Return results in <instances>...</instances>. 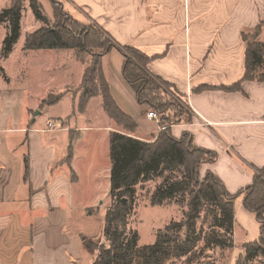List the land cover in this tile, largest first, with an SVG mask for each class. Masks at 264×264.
Returning a JSON list of instances; mask_svg holds the SVG:
<instances>
[{
    "label": "crops",
    "instance_id": "obj_1",
    "mask_svg": "<svg viewBox=\"0 0 264 264\" xmlns=\"http://www.w3.org/2000/svg\"><path fill=\"white\" fill-rule=\"evenodd\" d=\"M59 1L75 20L88 18L119 47L130 46L150 58L146 71L170 84L190 112V121L170 126L171 135L180 138L187 132L195 147L217 154L202 169L209 170L227 193L252 183L255 170L264 166V81L243 80L237 91L222 88L244 75L242 31L261 24L264 41V0ZM9 2L0 0V12ZM0 25L3 40L6 24ZM21 39L22 35L6 56L0 55L1 61L30 52L23 48L24 39L18 43ZM101 59L115 104L137 123L132 136L152 139L161 129L159 120L150 119L152 110L137 103L140 82L130 83L121 75L123 54L112 48ZM60 67L64 79L60 85L56 80L49 95L61 94L73 79L81 83L83 72L75 80L64 62ZM0 81V264H88L90 257L96 261L89 250L91 242L77 225L99 211L83 204V183L95 186V160L91 151L81 154L79 150L86 138L99 134L109 148V132L116 129L101 107V98L95 96L100 100L94 110L88 107L93 98L81 110L78 94L70 102L71 113L65 114L74 124L56 123L60 127L55 129L49 124H55L51 116L44 122L40 119L44 110L39 116L34 113L37 97L30 93L28 82L12 85L6 76H0ZM63 99L47 107L56 106L63 113ZM96 118L105 124L95 127ZM234 208L233 238L238 231L241 245L258 240L255 214L240 200Z\"/></svg>",
    "mask_w": 264,
    "mask_h": 264
},
{
    "label": "trees",
    "instance_id": "obj_2",
    "mask_svg": "<svg viewBox=\"0 0 264 264\" xmlns=\"http://www.w3.org/2000/svg\"><path fill=\"white\" fill-rule=\"evenodd\" d=\"M24 1L10 0L0 12V23L6 24L1 57L11 51L20 37ZM27 1L35 18L44 25L25 36L23 48L88 52L91 63L81 77L77 107L84 110L91 98L99 96L108 119L118 127L108 136L111 200L104 211L103 222V239L107 245L98 246L95 264H215L209 252L230 251L234 247L233 218L238 200L243 208L255 214L260 225L259 239L242 245L243 261L256 259L259 264H264V166L255 170L251 184L234 194L227 193L209 170L201 175L202 166L213 163L217 154L195 147L191 134L187 132L180 138L171 135L170 126L190 121V112L184 107V101L179 105L174 99L167 100L164 90L167 84L146 71L150 58L130 46L119 47L95 23L84 25L58 8H54L53 14L57 22L48 25L49 19L42 13L38 0ZM261 34V24L253 30L242 31L246 43L244 75L238 82L222 89L241 90L243 80L264 81V41ZM112 48L120 50L124 56L121 75L125 80L140 82L137 103L155 110L158 115L161 129L148 141L132 136L137 123L115 104L103 76L100 57ZM62 97V94L49 95L47 102L42 101L40 105L49 106ZM168 110L173 111V119L168 120L164 116ZM150 182H155L147 194L150 205L173 202L182 212L179 220L172 219L157 231L152 244L138 247L137 234L133 232L128 236L131 230L128 222L136 205L138 186Z\"/></svg>",
    "mask_w": 264,
    "mask_h": 264
},
{
    "label": "rangeland",
    "instance_id": "obj_3",
    "mask_svg": "<svg viewBox=\"0 0 264 264\" xmlns=\"http://www.w3.org/2000/svg\"><path fill=\"white\" fill-rule=\"evenodd\" d=\"M39 4H41V10L42 13L49 19L48 25H52L57 22V19L53 17L54 14V8H58L59 10H64L63 3H61L59 0H38ZM8 5V4H7ZM24 7L22 10V16H21V34L22 39L18 41V43H21L22 40L25 37V32H32L34 28H39L44 25V22L40 21L39 19H36L30 4H28V1L25 0L23 2ZM7 7V6H6ZM66 12V11H65ZM69 15V13H68ZM70 16V15H69ZM84 17V16H83ZM85 20H83L81 23L84 25H87L91 23L88 18L84 17ZM64 20V19H63ZM61 20V22H63ZM68 23V22H67ZM2 24H4L2 22ZM1 27V25H0ZM3 37V28H0V53H1V40ZM47 51H54L49 52ZM47 52V53H46ZM54 53V54H53ZM56 53V54H55ZM57 57H56V56ZM47 56L50 58H47ZM56 59H55V58ZM103 56L100 57V60H102ZM58 58V59H57ZM91 55L88 52H80L75 53L71 49H47V50H37L32 49L29 53L25 54V56H21L18 53L11 54L10 57L0 62L1 66L3 67V70L0 69V76L3 78L4 76L8 77L9 80H11V84L15 85L16 83L21 82L22 80H25L29 83V87L31 88L30 93L33 94V97H37V109L34 111L35 114L38 116L40 114L39 111L44 110V114L41 116V120L44 122L47 117H50V120H52L54 124V128L57 127H63L64 125H68L71 123L73 125L74 123L69 121L70 115H65L71 113L72 109H70V102L72 99H74L78 94H80L77 90L79 87V83L77 84L71 80L72 78L67 77L68 81H72L69 86L63 87L62 97L63 103L62 108L63 113L58 109L59 112H57L56 106L53 107H47V105H40L42 101L47 102L49 99V88H56V80H58L59 85L63 81V75L61 74V65L62 62L65 63V70L68 71L73 77H75V80H77L76 77H78V74H82L83 70L90 65ZM60 65V66H59ZM60 73V74H59ZM2 81H0V86L2 85ZM51 84V86H50ZM53 85V86H52ZM164 90H166L167 93V100L174 99V101L179 104L183 105V100L181 96L178 95V93L172 88L170 84H167L164 87ZM48 93V95L46 94ZM57 93H51L50 95L56 96L61 95ZM99 97V96H98ZM93 97V100H91L88 107L91 109H95V105L99 103V98ZM89 102V101H88ZM33 103V102H31ZM183 103V104H182ZM86 106V105H85ZM185 108H188L186 105H184ZM86 108V107H85ZM46 111H50L49 115H45ZM155 111V110H153ZM34 114V115H35ZM33 115V114H32ZM65 115V116H64ZM173 111L168 110L165 112L164 116L169 119H173ZM158 117V115H157ZM161 117V116H160ZM58 118H60L58 120ZM158 119V118H157ZM69 121V123H68ZM92 125L95 124V127L102 126L105 123L102 122V119H95V121H92ZM58 123L59 125H56ZM82 124H88L87 122H81ZM49 124H52L49 122ZM55 125L57 127H55ZM97 125V126H96ZM115 129L118 127L114 124ZM65 137H67V133H65ZM92 138V139H91ZM86 138V141L84 144L80 145L79 152L81 154H89L91 151V155L93 157L94 163L93 167L95 169L94 173V179L92 180L95 182V186L88 187V185L84 182V195H83V204L86 207L93 208V211L99 208V211L96 215H93L92 217H89L87 219H84L82 221L77 222V225L83 228V231L86 235V241L91 242V246L89 250H92L97 255L98 246L101 244L107 245V243L103 239V222H104V215H105V208L106 204L110 203V197H109V177H110V162H109V152L107 145L104 143V137H102L101 134L93 136V137ZM97 141V142H96ZM92 148V149H90ZM204 174V170L201 168V175ZM157 180H155L156 182ZM155 182L145 183L143 185L140 184L138 186V189L136 191V205L134 208V212L131 215L128 226L131 229L128 233V236H131L134 233L137 234V245L138 247H142V245H149L152 244L155 240L156 233L159 229H163L165 225L173 220H179L181 217L182 209L180 207L171 202L167 204L162 205H156L152 206L148 202V193L152 190L153 186L155 185ZM83 187H78L77 191H83ZM98 196L99 199L96 201V197ZM110 205V204H109ZM234 226V225H233ZM234 247L230 251H223V252H209L212 256L211 260L214 261L215 264H259L256 259L253 261H247L244 262L243 258L245 256L243 246L241 245V241L243 240L240 238L239 232L234 231ZM233 234V233H232ZM94 258H89L86 262L90 264L91 260ZM95 261V259H94ZM95 264V263H93Z\"/></svg>",
    "mask_w": 264,
    "mask_h": 264
},
{
    "label": "built area",
    "instance_id": "obj_4",
    "mask_svg": "<svg viewBox=\"0 0 264 264\" xmlns=\"http://www.w3.org/2000/svg\"><path fill=\"white\" fill-rule=\"evenodd\" d=\"M150 119L154 120V119H157V114L155 111H150L148 112V115H147ZM51 127H54L53 123L50 124Z\"/></svg>",
    "mask_w": 264,
    "mask_h": 264
}]
</instances>
